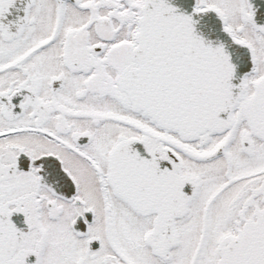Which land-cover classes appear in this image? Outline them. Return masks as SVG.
<instances>
[{"label": "snow or ice", "instance_id": "1", "mask_svg": "<svg viewBox=\"0 0 264 264\" xmlns=\"http://www.w3.org/2000/svg\"><path fill=\"white\" fill-rule=\"evenodd\" d=\"M0 264H264V0H0Z\"/></svg>", "mask_w": 264, "mask_h": 264}]
</instances>
